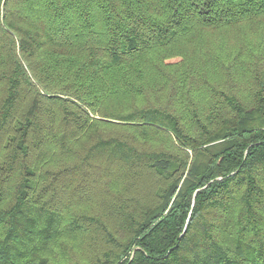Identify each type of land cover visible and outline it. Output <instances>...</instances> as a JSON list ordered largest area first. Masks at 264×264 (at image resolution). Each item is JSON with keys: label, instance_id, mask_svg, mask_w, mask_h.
Returning a JSON list of instances; mask_svg holds the SVG:
<instances>
[{"label": "trees", "instance_id": "1", "mask_svg": "<svg viewBox=\"0 0 264 264\" xmlns=\"http://www.w3.org/2000/svg\"><path fill=\"white\" fill-rule=\"evenodd\" d=\"M0 264H264V0H0Z\"/></svg>", "mask_w": 264, "mask_h": 264}, {"label": "rangeland", "instance_id": "2", "mask_svg": "<svg viewBox=\"0 0 264 264\" xmlns=\"http://www.w3.org/2000/svg\"><path fill=\"white\" fill-rule=\"evenodd\" d=\"M71 181V178H66V176H60L56 179V183L58 184V188L55 191V194H57L56 198H59L61 194H63V191L65 190L66 193L68 191L67 188L74 189V195L77 196L79 194H84L86 190L92 188V186L96 183V175L93 172V174H90L88 180L86 183L82 180H76L70 183L69 185L63 187L64 184H66V181Z\"/></svg>", "mask_w": 264, "mask_h": 264}]
</instances>
